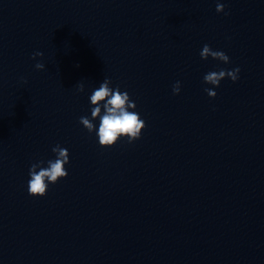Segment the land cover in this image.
<instances>
[{"label":"water","instance_id":"95a60500","mask_svg":"<svg viewBox=\"0 0 264 264\" xmlns=\"http://www.w3.org/2000/svg\"><path fill=\"white\" fill-rule=\"evenodd\" d=\"M259 0H0V264H173Z\"/></svg>","mask_w":264,"mask_h":264}]
</instances>
